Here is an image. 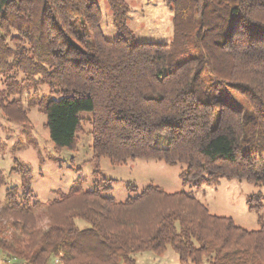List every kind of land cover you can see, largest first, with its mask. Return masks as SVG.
Wrapping results in <instances>:
<instances>
[{
  "label": "trees",
  "instance_id": "16d2710c",
  "mask_svg": "<svg viewBox=\"0 0 264 264\" xmlns=\"http://www.w3.org/2000/svg\"><path fill=\"white\" fill-rule=\"evenodd\" d=\"M166 1L179 42L192 38L178 64L168 42L135 37L127 0H0V110L27 121L21 96L33 92L57 147L91 123L95 172L103 156L155 157L184 163L181 177L198 185L264 184V0ZM12 170L21 184L0 208V250L17 264H137V252L169 245L182 264H264V217L249 229L157 183L117 200L106 177L44 201L28 164ZM248 201L264 208L261 192Z\"/></svg>",
  "mask_w": 264,
  "mask_h": 264
},
{
  "label": "rangeland",
  "instance_id": "374dc122",
  "mask_svg": "<svg viewBox=\"0 0 264 264\" xmlns=\"http://www.w3.org/2000/svg\"><path fill=\"white\" fill-rule=\"evenodd\" d=\"M131 6L129 25L137 39L142 41L168 42L172 61L178 64L192 44L179 42V26L176 12L166 0H127ZM105 33L109 37L116 35L112 23V14L105 3ZM14 45L13 41L10 42ZM190 50V49H189ZM192 50V49H191ZM190 50V51H191ZM24 76V73H21ZM44 89H47L44 86ZM33 91V89H31ZM33 92L22 94L27 109L28 120L13 121L0 110V208L3 205L6 190L21 184V175L12 170L16 159L32 168V185L35 197L47 201L67 191L79 179L85 186L102 181L103 177L113 178L111 194L117 199H125L136 191L129 185L141 190L150 183H157L169 191L191 190L208 203L210 209L221 215L232 216L237 223L252 229L260 226L264 217V208H251L249 198L258 192L264 194L263 183H253L246 179L221 178L216 184H195L186 182L180 173L184 163L169 164L160 158L128 159L124 163H113L103 156L99 162L100 172H95L97 163L92 159L93 136L88 131L91 123H85V131L78 134L73 147H57L50 138L46 127L47 116L37 103ZM91 116V113H87ZM79 222H83L79 220ZM137 264H182L178 252L169 245L162 253L144 250L136 253ZM0 264H17L9 260L0 250ZM204 264H211L206 259Z\"/></svg>",
  "mask_w": 264,
  "mask_h": 264
}]
</instances>
